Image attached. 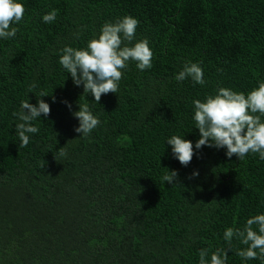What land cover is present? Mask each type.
<instances>
[{"label": "trees", "instance_id": "1", "mask_svg": "<svg viewBox=\"0 0 264 264\" xmlns=\"http://www.w3.org/2000/svg\"><path fill=\"white\" fill-rule=\"evenodd\" d=\"M20 2L17 35L0 38V264H199L201 248L220 247L231 248L226 264H262L223 237L264 214V160L195 149L193 101L219 87L247 94L264 80V0ZM53 9L56 20L45 23ZM126 15L139 20L133 43L149 40L152 67L130 61L117 93L94 103L60 65V50L86 47ZM187 62H202L204 85L175 80ZM41 91L50 115L33 121L39 132L19 148L13 113ZM79 103L100 120L87 137L74 130ZM173 135L193 142L186 167L166 142ZM171 170L178 184L161 180Z\"/></svg>", "mask_w": 264, "mask_h": 264}, {"label": "clouds", "instance_id": "2", "mask_svg": "<svg viewBox=\"0 0 264 264\" xmlns=\"http://www.w3.org/2000/svg\"><path fill=\"white\" fill-rule=\"evenodd\" d=\"M24 13L25 7L20 0H0V38L11 39L17 35L18 28L13 25L22 21ZM57 15L58 9H53L44 14L42 19L45 23H51L56 20ZM138 25V19L126 15L115 22H105L99 36L88 41L86 47L74 48L66 45L60 50V65L71 75L76 86L83 85L84 94H91L95 98L94 103L99 104L102 95L117 93L123 76L122 70L128 68L130 61H134L141 71L152 67L153 51L149 40L144 38L133 43ZM201 63H185L182 70L175 75V80L182 82L190 78L195 84L204 85L206 81ZM31 87L35 88L36 85ZM36 96V104L28 100L21 101L20 110L13 113L20 121L16 125L21 141L19 148L28 146L29 134L39 132L33 121L42 116L46 118L51 112L50 104L43 99L48 94L41 91ZM64 103L71 109L72 105L68 101ZM193 104L195 128L200 134L195 149L206 145L210 148L226 149L229 159L236 156L239 160H244L252 153L258 154L259 159L264 160V80L247 94L219 87L214 95H208L204 101L195 99ZM78 106L79 110L73 112V116L79 121V126L74 130L82 134L80 137H87L99 126L100 120L87 103H79ZM166 142L171 145L174 158L186 167L194 156L193 142L180 135H173ZM66 146L60 147L59 157L67 156ZM55 159L57 160L56 153ZM192 175L198 176L199 172L194 171ZM161 180L178 184V172L171 170ZM253 225L257 226L256 230ZM223 238L229 246L234 238L247 246L236 252L243 260L260 259L264 264V214L247 219L243 229L226 228ZM229 250L230 247L227 250L216 248L215 251L201 248L199 264H226ZM209 253L210 261L207 258Z\"/></svg>", "mask_w": 264, "mask_h": 264}]
</instances>
